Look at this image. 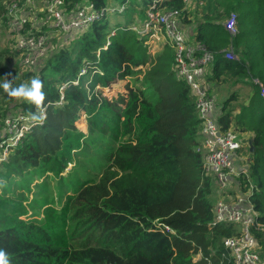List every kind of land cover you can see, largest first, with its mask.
I'll return each mask as SVG.
<instances>
[{"label": "trees", "instance_id": "obj_1", "mask_svg": "<svg viewBox=\"0 0 264 264\" xmlns=\"http://www.w3.org/2000/svg\"><path fill=\"white\" fill-rule=\"evenodd\" d=\"M8 1L0 0V83L17 86L38 76L45 97L37 106L0 87V127L9 115L47 113L0 165V250L8 264H230L223 240L238 231L209 225L217 185L198 149L194 94L176 72L174 48L159 41L153 53L146 36L131 28L154 0H129L122 15L131 14L130 23L106 16L66 41L52 35L48 12L36 0L35 30L47 34L48 50L35 65L21 61L6 22ZM79 1L64 0L61 8L71 11ZM90 1L97 8L111 2ZM199 1L164 0L162 7L179 9L183 27L195 26L194 39L215 53L206 82L212 95L228 93L218 103L221 128L252 135L254 152L244 141L238 151L248 155L240 184L244 193L253 186L249 198L264 224V0ZM231 13H237L235 33L225 26ZM225 48L239 58H227ZM127 78L126 92L114 99L96 89ZM247 84L245 96L240 88ZM83 116L87 132L76 125ZM74 152L85 166L64 176ZM40 178L32 207L42 215L21 217L25 196L7 189ZM256 234L264 264V232Z\"/></svg>", "mask_w": 264, "mask_h": 264}, {"label": "built area", "instance_id": "obj_2", "mask_svg": "<svg viewBox=\"0 0 264 264\" xmlns=\"http://www.w3.org/2000/svg\"><path fill=\"white\" fill-rule=\"evenodd\" d=\"M128 1L122 2L120 6H111L108 3L97 8L93 1L81 0L73 10L66 11L61 8L64 0H41L51 19L48 23L52 35L59 41H66L68 34L87 29L93 22L106 16H121ZM163 1L154 0L147 9L146 16L139 23H133L131 28L146 36L148 44L149 39L156 45L159 41H167L174 48L176 72L189 83L201 119V140L198 149L203 154L204 171L213 175L220 195V200L214 205L215 217L209 225L228 223L236 227L238 233L223 240L230 264H260L262 256L256 230L264 232V224L257 220V211L249 198L253 186L245 193L241 190L240 176L248 172L246 157L238 153L243 139L237 130L221 128L218 120L220 105L217 97L210 93L206 82L207 74L215 60V53L208 50L202 42L191 38L181 23V11L176 8L165 9L162 7ZM183 1L186 6H191L195 0ZM37 11L39 8L36 0H9L6 5L5 17L9 31L16 40V46L21 50V61L26 65L39 63L48 50L47 34L36 33L35 30L38 22L35 15ZM225 26L232 33L237 32V13L230 14ZM112 33L114 34V31ZM224 51L229 59L239 58L231 48H225ZM83 70L85 71L84 68ZM82 71L81 73L84 72ZM254 82L258 80L254 79ZM259 84L261 95L264 96V83ZM41 115L43 119L36 118ZM41 115L19 113L6 117L4 125L0 127V165L8 159L26 132L45 123L46 108L42 109ZM233 191L235 198L226 200ZM163 226L166 231L174 232L170 226Z\"/></svg>", "mask_w": 264, "mask_h": 264}, {"label": "rangeland", "instance_id": "obj_3", "mask_svg": "<svg viewBox=\"0 0 264 264\" xmlns=\"http://www.w3.org/2000/svg\"><path fill=\"white\" fill-rule=\"evenodd\" d=\"M125 1L126 0H111L110 5L111 6H120V4L122 2H125ZM108 17H109L110 21H112V23H116V22L122 21V20L123 21L125 20L126 22L130 23L131 20H133V16L131 14L122 15V16L117 15V14H111ZM42 20H43V18H42ZM49 20L51 22V19H49ZM45 21H46V19H45ZM139 25H141V24H139ZM78 39L80 41H83L81 37H78ZM74 42L75 41H73L72 43H74ZM149 42H150L149 45L152 46L151 52L155 53L156 52L155 49H156V46H158V44L156 45V43H152L153 41L151 39H149ZM129 80H130L129 78L123 79V80H119L118 82L112 84L111 86L100 84V85H98L96 87V89L99 90V91L100 90L102 91V92H100L102 96H107L109 99H114V98L117 97L119 92L120 93L126 92L127 84L130 83ZM78 81H79L78 79L75 80L74 84H77ZM213 91L214 90H212V92ZM222 97L223 96H221V95H217V98H218V101H219L220 105L222 104ZM46 115H47V113H46ZM46 115H45V117H47ZM76 125L79 128H81L83 132H87V122H86L85 116H83L79 121H76ZM247 153L249 154V152H247ZM244 157H245V155H244ZM247 158H248V155L246 156V159ZM247 161H248V159H247ZM80 166H82V167L85 166L84 165V160H83V158L81 157V155L78 152H74V159H73L72 163H69V165L67 166V168L65 169V171L62 174L64 176H66L68 174V171L72 172L74 168H77V167H80ZM56 179H57V177H56ZM40 181H41V178L40 179H35V180H33L30 183V185H28V187H21L19 183H16V184H12V186L9 187L11 189H7V192L12 190V191L15 192V194H23L25 196L24 205L28 209V211H27L26 214L22 215L21 217L28 218L30 216H35V215L36 216H41L42 215V209L41 208L40 209L38 208L37 212L35 213L33 211V207H32L33 204H36L34 196L38 193V192H36V189L38 188V182H40ZM53 184H55V183L53 182ZM51 188H53V186H51ZM20 192H22V193H20ZM229 195H230L229 197L225 198L226 200H233L235 198L234 191L231 192ZM213 199L215 200V203L218 200H220V195L217 192V187L215 189V193L213 194Z\"/></svg>", "mask_w": 264, "mask_h": 264}, {"label": "clouds", "instance_id": "obj_4", "mask_svg": "<svg viewBox=\"0 0 264 264\" xmlns=\"http://www.w3.org/2000/svg\"><path fill=\"white\" fill-rule=\"evenodd\" d=\"M0 87H2L10 96L23 98L37 106L41 104L45 97V93L42 91V82L38 76L31 78L28 83H20L17 86H12L11 81L4 80L0 83ZM36 118L43 119V116L41 115ZM0 264H8V259L2 250H0Z\"/></svg>", "mask_w": 264, "mask_h": 264}, {"label": "crops", "instance_id": "obj_5", "mask_svg": "<svg viewBox=\"0 0 264 264\" xmlns=\"http://www.w3.org/2000/svg\"><path fill=\"white\" fill-rule=\"evenodd\" d=\"M188 32L190 33L191 38H194V36H195V26L191 30H189ZM243 59H244L245 62H248V60L246 58H243ZM210 69H212V68L210 67ZM210 72H211V70H210ZM240 92H241V94H243L245 96L246 95H250L251 92H250V87L248 86V84L247 85H242V88H240ZM227 95H228V93L224 94V96L222 97V101H223L224 98L227 97ZM241 136H242L243 141L245 142L244 144L249 146V140L252 139L251 133L241 132ZM247 159H246V161H247Z\"/></svg>", "mask_w": 264, "mask_h": 264}, {"label": "water", "instance_id": "obj_6", "mask_svg": "<svg viewBox=\"0 0 264 264\" xmlns=\"http://www.w3.org/2000/svg\"><path fill=\"white\" fill-rule=\"evenodd\" d=\"M249 146H250L251 152H254V146H253L252 139L249 140Z\"/></svg>", "mask_w": 264, "mask_h": 264}]
</instances>
